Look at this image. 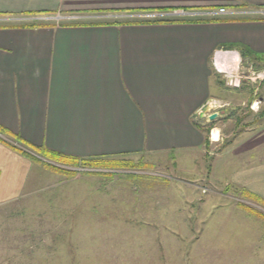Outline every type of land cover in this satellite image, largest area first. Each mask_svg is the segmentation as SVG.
<instances>
[{
	"label": "crops",
	"instance_id": "1",
	"mask_svg": "<svg viewBox=\"0 0 264 264\" xmlns=\"http://www.w3.org/2000/svg\"><path fill=\"white\" fill-rule=\"evenodd\" d=\"M222 6L264 8V0H0V124L80 159L202 149L206 132L199 126L218 114L227 102L221 91L233 84L217 71L229 57L216 52L244 54V62L264 70V18L22 19ZM257 88L263 116L230 144L229 183L264 203V80ZM257 88L242 106L256 99ZM208 103L212 109L201 117ZM32 169L0 142V205L22 195ZM230 229L229 238L223 226L204 231L205 256L221 240L230 242L232 264H264V229L259 243L249 225Z\"/></svg>",
	"mask_w": 264,
	"mask_h": 264
},
{
	"label": "rangeland",
	"instance_id": "2",
	"mask_svg": "<svg viewBox=\"0 0 264 264\" xmlns=\"http://www.w3.org/2000/svg\"><path fill=\"white\" fill-rule=\"evenodd\" d=\"M156 12L170 11L81 15L88 16L85 22L208 19L146 17ZM242 62L239 73L227 62L234 76L249 69ZM232 83L221 91L227 102L218 109L219 116L204 121L210 132L202 149L63 164L0 134L36 159H29L33 169L22 195L0 205V264H232L230 242H214L205 256L204 231L215 226H223L229 238L231 227L249 225L259 243L264 203L229 183L230 144L263 116L259 82ZM256 88V99L242 106ZM216 129L217 141L212 140Z\"/></svg>",
	"mask_w": 264,
	"mask_h": 264
},
{
	"label": "built area",
	"instance_id": "3",
	"mask_svg": "<svg viewBox=\"0 0 264 264\" xmlns=\"http://www.w3.org/2000/svg\"><path fill=\"white\" fill-rule=\"evenodd\" d=\"M168 13V14H167ZM167 13H160L156 12L154 14H147L146 17L150 18H159L161 16H173V15H188L191 17H206V18H217L220 16L225 17H249V18H264V8H226V7H219V8H212L208 11L201 12V11H193V12H186L183 10H174ZM144 16V15H142ZM88 16L81 15V14H74L68 16H41L38 18L30 17V18H21L25 21L37 22L43 20H60V19H68L70 21H82V19L87 18ZM89 17H99V16H89ZM119 17V16H116ZM145 17V16H144ZM91 19V18H90ZM237 57L233 53H229V51L219 50L216 52V56H222L223 58H228V63H232L236 66V69L239 73L241 69V64H243L242 56L237 53ZM227 64H223L221 67H217V71L223 76L225 79H235L237 82H241L242 79L250 80L254 82H261L264 80V70H254L253 66L251 65L247 71H242L240 75L234 76L232 74V69L229 68ZM257 104V103H256ZM213 135V134H212Z\"/></svg>",
	"mask_w": 264,
	"mask_h": 264
},
{
	"label": "trees",
	"instance_id": "4",
	"mask_svg": "<svg viewBox=\"0 0 264 264\" xmlns=\"http://www.w3.org/2000/svg\"><path fill=\"white\" fill-rule=\"evenodd\" d=\"M170 11H173V10H170ZM192 21H199V20H190V19H166V20H162V19H158V20H153V21L152 20L136 21V23L137 22L138 23H169V22H192ZM201 21H204V19ZM243 57L245 58L246 56L243 54ZM199 127H201L206 132V142H207L209 139L208 137H209L210 128L202 126V125H200ZM0 134L6 136L8 138L10 137L15 141H19L18 143L21 144L24 148L31 149L35 152H38V153L46 156L47 158H50L53 161L58 162V163H63V164H65V163L78 164L79 162L89 163V162L93 161L91 159L103 158V157H94V158H88V159H80L77 157L69 156V155H66V154H63L60 152L50 150L44 146H37V145H34V144L26 141L20 135L14 134L13 132L9 131L8 129H6L1 124H0ZM0 142H2L3 144L7 145L8 147H10L14 150L19 151L24 157L31 159V160H36L32 156L33 154H31L29 151H26V149H24V148H20V147L13 145L10 140H8V139L5 140L4 138H2L0 136ZM48 165H50V164H48ZM49 167L53 168L54 166L50 165ZM243 191H244V194L248 195L250 198H254L255 200L260 201L259 199L252 196V194L248 193L247 191H245V190H243ZM246 208L248 209L249 207H246ZM250 212H254V210L250 209Z\"/></svg>",
	"mask_w": 264,
	"mask_h": 264
},
{
	"label": "water",
	"instance_id": "5",
	"mask_svg": "<svg viewBox=\"0 0 264 264\" xmlns=\"http://www.w3.org/2000/svg\"><path fill=\"white\" fill-rule=\"evenodd\" d=\"M212 109L211 105L208 103L201 109V117H204L207 112H209ZM218 117L217 113H214L210 116V120H215Z\"/></svg>",
	"mask_w": 264,
	"mask_h": 264
},
{
	"label": "bare ground",
	"instance_id": "6",
	"mask_svg": "<svg viewBox=\"0 0 264 264\" xmlns=\"http://www.w3.org/2000/svg\"><path fill=\"white\" fill-rule=\"evenodd\" d=\"M219 136L220 135H219L218 129L213 130L212 140H215V141L219 140Z\"/></svg>",
	"mask_w": 264,
	"mask_h": 264
}]
</instances>
